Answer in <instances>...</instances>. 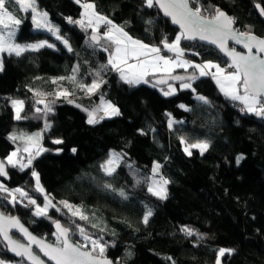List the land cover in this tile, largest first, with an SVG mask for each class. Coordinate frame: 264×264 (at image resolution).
<instances>
[{
  "label": "trees",
  "instance_id": "trees-1",
  "mask_svg": "<svg viewBox=\"0 0 264 264\" xmlns=\"http://www.w3.org/2000/svg\"><path fill=\"white\" fill-rule=\"evenodd\" d=\"M80 2L36 0L38 8L48 13L50 22L68 40L71 52L48 32L35 31L31 12L15 13L23 19L18 42L47 40L57 49L45 47L21 56L4 55V71L0 72V158L6 161L16 149H20L17 158L24 155L27 142L9 138L17 132L41 131V148L46 151L23 171L6 164L10 179L0 183L10 190L24 189L40 205L46 195L55 207L39 217L33 206L19 202L23 198L18 194L13 203L7 193L0 192L1 212L19 218L47 240L55 238L54 226L59 222L70 229L73 242L82 243L78 225L93 239L102 237V242L114 243L105 255L119 264H217L220 248L234 250L225 254L220 264H264V119L235 110L233 106H242L240 102L225 97L214 80L199 76L197 69L174 74L195 72L199 78L191 83L196 92L172 85L176 93L164 96L160 89L167 90L168 86H152L161 76H148V84L135 87L124 83L110 65L102 69L108 65L116 45L102 39L100 45L91 46L93 29L85 31L68 22L69 17L73 21L80 19L83 2L93 3L97 13L148 45L160 46L165 37L171 43L180 31L158 8H146L144 0ZM199 4L206 18L211 19V7H217L235 17L243 30L264 37V20L256 7L259 4L264 8V0H199ZM148 19L154 23L147 24ZM97 35L104 34L98 31ZM180 46L187 58L198 63L214 62L220 67L230 64L217 50L205 45L182 39ZM104 47L109 52L103 51ZM77 65L75 83L58 79L72 76ZM97 71L100 77L95 75ZM99 79L103 83L92 94L79 87ZM64 89L70 95H57ZM197 95L206 97L211 104L204 105L195 98ZM11 100L24 101L21 121L15 120ZM40 100L47 101L41 104ZM102 101L113 103L121 114L89 125L88 113L83 109L92 111ZM45 104L52 112L45 114ZM182 104L191 111L181 108ZM37 108L41 111L37 112ZM168 113L178 122L172 128L168 126ZM46 123L51 126L46 128ZM181 137L188 143L208 140L211 146L203 155L193 150L189 156ZM56 140L63 143L56 144ZM112 151L125 157L109 177L100 165ZM241 154L246 158L237 166L235 158ZM155 163L162 165L161 175L170 181L167 199H159L147 190ZM33 171L39 175L44 194L37 189ZM106 183L117 190L124 189L129 199L106 190ZM62 202L80 209L88 219L73 216ZM149 208L153 215L145 224L143 216ZM184 227L199 235L187 236L181 230ZM129 251L132 257L127 255ZM0 259L5 264H18L1 238Z\"/></svg>",
  "mask_w": 264,
  "mask_h": 264
},
{
  "label": "snow or ice",
  "instance_id": "snow-or-ice-1",
  "mask_svg": "<svg viewBox=\"0 0 264 264\" xmlns=\"http://www.w3.org/2000/svg\"><path fill=\"white\" fill-rule=\"evenodd\" d=\"M80 3V0H76ZM12 4L18 5L19 10L27 13L31 12V19L36 29L47 31L52 33L57 40H60L69 52L72 51V47L68 40L63 38L59 32V28L53 25L46 11H41L38 9L36 0H0V72L4 71L3 54L21 56L27 51H39L42 48L55 47L53 44L49 43L47 40L39 41L37 43L30 44H19L15 42L16 32L19 25L22 24L23 19L10 11V6ZM190 5H197L192 7ZM144 6L146 8H159L163 10V14L166 17L171 18V22L178 25L180 32L174 37L171 43L168 42L167 38L161 40L160 46H150L143 43L140 40L133 39L122 26H118L113 23L112 20L108 19L106 16H102L95 12L94 4H84L85 9L84 18L80 20L73 21L70 17L67 18L69 23H74L79 25L83 30L87 31L88 28H93V34L89 37L91 41V46L99 45L102 39L111 41L116 45L115 53L110 54L108 58V65L102 66L107 68L109 65L120 73L121 80L130 86H137L140 84H148V76L154 75L158 71L171 72L174 67L193 68L199 70V76L211 75L216 83L220 86V91L232 101H239L242 107L240 111L246 114H254L257 117L264 118V38H259L249 32H240L235 29L233 25L236 23V18L229 16L226 12L220 10L217 7H211V19L206 18L202 15L203 6L199 4V0H144ZM259 9L260 14L264 16V8H261L259 4L256 5ZM89 9L92 12L89 13ZM87 20V23H85ZM104 24L107 26V31L103 36L97 35L99 30V25ZM147 24H153L152 19L146 20ZM250 28V26H249ZM200 40L207 41L210 44L216 45L221 52L226 56L231 58V63L228 67L235 69L231 73L225 74L226 70L220 68L218 64H213L211 62L204 64H194L188 60L182 59L184 56V49L180 47L181 40ZM229 39L235 41L236 44H241L245 52H237L235 48H228L227 42ZM161 47L168 52L175 53L174 57H166L161 54ZM255 49V51H254ZM103 51L109 52L108 47H104ZM198 55V53H197ZM129 60H134L135 63H128ZM123 65V66H122ZM215 68V73H210L208 69ZM79 70V65L73 69V75L70 77H60L58 79H68L73 83L76 82V73ZM97 77H100V72L95 73ZM199 77L195 72L190 76H179V75H168L167 78H162L156 81L152 86L157 87L160 84L167 85V90L161 88L160 91L164 96H172L176 93V88L168 83L169 80H179L181 81L180 87L182 89H190L192 92H196V89L192 87V81L198 79ZM53 83H56L54 80ZM103 83L102 79L94 80L90 85L79 84L81 90L85 91L87 94L94 93ZM60 96H68L70 93L64 89L57 93ZM197 100L203 102L204 105H210L211 102L204 96L197 95L195 97ZM73 101H69L72 103ZM38 103L43 104L44 101L40 100ZM12 106L16 109V119H21L20 113L23 111L24 101L22 100H11ZM80 107V105H77ZM185 111H191L185 105H180ZM46 113L52 112V108L45 104ZM88 113L87 123L89 125H96L103 121L105 118L120 115V110L116 106L112 105L111 102L102 101L96 109L89 111L87 108L83 109ZM37 112L41 109L37 108ZM169 116L168 126L173 127L174 123H178ZM50 124H45V127H50ZM141 134H145L143 129L139 130ZM155 131V129H152ZM11 140L15 141L18 137L15 135L9 137ZM29 140L32 138L29 137ZM181 143L185 145L184 151L187 155L191 156V149H198L199 154L203 155L211 146L208 140H199L195 143H188L181 137ZM56 144L63 143L62 140L54 141ZM24 152L28 153L26 162L22 158L18 157L20 149L12 152L5 160H0V176H7L6 164L12 167H18L21 171L26 168L31 167L33 160L38 157L41 152L46 151L43 148H36L33 152L31 146L25 147ZM60 151V150H58ZM73 153L76 149H71ZM125 154L112 151L109 154V158L100 165L101 170L106 176H113L116 172L117 167H119V162L123 160ZM246 157L241 154L235 158L237 166L240 165ZM127 167L133 170L132 164H128ZM162 167L159 163H156L152 169L153 177L159 174V170ZM32 175L36 177L37 189L41 193L44 192L43 188L39 185V175L35 171ZM137 183L140 181L137 180ZM170 183L169 180L160 177V180H152V183L148 186V191L153 195L157 196L159 199H167V188L166 186ZM106 190L116 192L117 195L123 200H128L129 196L124 191V189H115L111 183H106L104 185ZM0 192L7 193L12 199L13 203L17 202V193L23 199H27L29 205H35L37 216H46L48 204L42 208L36 204V201L29 197L28 193L21 188H16L10 190L3 183H0ZM21 199L19 202H23ZM45 199L48 197L45 195ZM64 206L72 212L73 216H79L80 219L87 220L88 217L83 215V213L78 208H74L67 202ZM55 207L54 205H52ZM153 215L152 209H147L143 216V223L147 224L149 218ZM74 223V222H73ZM7 224L11 227H15L27 237L30 244L25 245L17 240H14L9 235V228L5 226V218L0 214V235L3 236V240L6 242L5 247L9 251L15 254L17 257H21L22 260L18 264H23V259L31 261L32 264H45L35 252L33 251L31 244L37 245L43 252L44 256L48 257L49 260L55 261V264H113L111 260H108L105 252L109 246L114 247V243L109 245L107 242H102V237L93 239L86 230L77 225V230L79 234L83 237L84 243L73 242L70 238V229L67 227H62L59 222L56 223L57 228V243L56 245L47 244L42 239H38L28 232L23 225L20 224L19 220L14 217L7 218ZM95 226V225H94ZM187 236L199 235L193 229L184 227L181 229ZM202 238V237H201ZM90 250L84 251L83 249ZM233 249L220 248L218 251V257H223L225 253L231 254ZM129 257H132L133 253L129 251L127 253ZM171 260V258H169ZM0 264H5V261L0 259ZM119 264V261L117 262ZM172 264H175L172 261ZM217 264H220L219 258L217 259Z\"/></svg>",
  "mask_w": 264,
  "mask_h": 264
},
{
  "label": "water",
  "instance_id": "water-1",
  "mask_svg": "<svg viewBox=\"0 0 264 264\" xmlns=\"http://www.w3.org/2000/svg\"><path fill=\"white\" fill-rule=\"evenodd\" d=\"M190 6H192V5H190ZM260 7H261V6H260ZM157 8H158V7H157ZM261 8H262V7H261ZM158 9H159V8H158ZM159 10H160V12L162 13V15L164 16V14H163V10H162V9H159ZM257 11H258L259 15L264 19V16H262V15L260 14V11H259L258 8H257ZM164 17H165L167 20H169V21L171 22V18H170V17H166V16H164ZM171 24H172L173 26H175V27L180 31V28H179L178 25H175V24H173L172 22H171ZM233 27L235 28V24L233 25ZM235 29H236V28H235ZM255 36H256V35H255ZM257 37H258V36H257ZM259 38H260V37H259ZM188 41L191 42V43H198V44H201V45H205V46H207V47H210V48H213V49L217 50L220 54H222V55L227 59V61H228L229 63H231V58L228 57V56H226L223 52H221V51L219 50V48H218L216 45L210 44V43H208L207 41L200 40L199 38H197L196 40H188ZM100 43H101V41H100ZM100 43H99V45H100ZM231 46H233V48H235L237 52H245V53H246V51H247L246 49L243 48V46H242L241 44H236L235 41H233L232 39H229L228 42H227V47L231 49ZM254 51H255V49H254ZM262 55H264V54H262ZM190 75H191V74H182V75H179V76H185V77H187V76H190ZM173 76H175V75H173ZM167 77H168V76H161V77L157 78L155 81H153V84L156 83L157 80L162 79V78H167ZM168 83L171 84V85H180V84H181V81H179V80H169ZM166 86H167V85L160 84V85H158L157 87H166ZM259 118L264 119V118H262V117H259ZM0 160H2V159L0 158ZM6 170H7V173H8L7 165H6ZM9 179H10V177H9V173H8L7 176H0V180L3 181V182H6V183H7V182L9 181ZM0 214H2L3 217L5 218V226L9 228V235H10L14 240H17V241H19L20 243H23V244H25V245L30 244V242L28 241L27 237H24L23 234L20 233L19 230H18L17 228H15V227H11L10 225L7 224V218H9L10 216L5 215L4 213L1 212V210H0ZM14 218H17V217H14ZM17 219L19 220L20 224L23 225V227L26 228V229L28 230V232L31 233L33 236L37 237L38 239H42V240H43L45 243H47V244L56 245V243L52 242L51 240L44 239V238L40 237L39 235L35 234L34 232L31 231V229H30L27 225H25V224L22 222V220H20L19 218H17ZM60 225H61V224H60ZM61 226H62V225H61ZM62 227H63V226H62ZM54 230H55V235L57 236V228H56V224H55V226H54ZM14 235H16L19 239L16 238ZM69 235H70V233H69ZM0 238H1V240H2V242H3V244H4V246H5V243H6V242L3 240V236L0 235ZM31 247H32L33 251L35 252V254H37L42 260L45 261V264H55V261L49 260L48 257L44 256L43 252L40 250V248H39L37 245H35V244H31ZM6 249H7L8 253H9V255H10L12 258H14L16 261L20 262V261L22 260L21 257H17V256H15V254L12 253L11 251H9L8 248H6ZM83 250H84V251H88L87 249H83ZM107 259H108V260H111V261L113 262V264H117V263H116L115 261H113L112 259H110V258H108V257H107ZM23 262H24L25 264H32V262L29 261V260H27L26 258L23 259Z\"/></svg>",
  "mask_w": 264,
  "mask_h": 264
},
{
  "label": "rangeland",
  "instance_id": "rangeland-1",
  "mask_svg": "<svg viewBox=\"0 0 264 264\" xmlns=\"http://www.w3.org/2000/svg\"><path fill=\"white\" fill-rule=\"evenodd\" d=\"M81 3V2H80ZM86 3H88V4H93V3H91V2H83L82 3V6L84 5V4H86ZM39 9V8H38ZM17 10H19V6L18 5H15V4H12L11 6H10V11H13L14 12V14L16 13V11ZM40 10V9H39ZM21 11V10H20ZM89 11V10H88ZM21 12H23V11H21ZM23 13H25V12H23ZM84 13H85V9H84V7H83V10H82V16L84 17ZM89 13H91V11H89ZM81 19V18H80ZM79 19V20H80ZM20 26L21 25H19V27H18V30H17V32H16V36H15V42L16 43H19V44H30V43H20V42H18L17 41V36H18V34H19V31H20ZM0 30H2V28H0ZM34 30L35 31H43V30H38V29H36V27H35V25H34ZM44 32H47V31H44ZM44 41V40H43ZM49 42V41H48ZM35 43V42H34ZM49 43H51V44H53L55 47H53V48H51V49H57V46H56V44L55 43H52V42H49ZM5 54H7V53H4L3 54V59H4V55ZM206 63H208V62H206ZM212 63V62H211ZM204 64V63H203ZM213 64H217V63H213ZM220 68H222V67H220ZM223 69V68H222ZM208 71L210 72V73H213V71H215L216 72V69L214 68L213 69V71H212V69H208ZM204 77H210V75H207V76H204ZM215 82V84L216 85H218L217 83H216V80L214 81ZM219 86V85H218ZM220 87V86H219ZM47 100H44V102H46ZM112 105H114L113 103H111ZM115 106V105H114ZM14 108V107H13ZM23 109H24V106H23ZM23 112V111H22ZM22 112L20 113V115H21V119H19V120H17L16 118H15V120L16 121H21L22 120ZM14 116L16 117V109L14 108ZM112 117H116V116H112ZM112 117H108V118H105V119H109V118H112ZM13 135H15L16 137H18L17 139H21V140H24V141H26L27 142V146L26 147H28V146H31V149H32V151L34 152L35 150H36V148H41V135H42V132L41 131H35V132H32V133H22V132H17V133H13V134H11L10 135V137L11 136H13ZM29 137H31L32 139L31 140H29L28 138ZM184 147H185V145H184ZM193 150H198V149H191V151H193ZM186 153V152H185ZM187 154V153H186ZM27 157H28V153H26V152H24V155L22 156V159H24V161L26 162V160H27ZM17 157H14V159H16ZM156 164V163H155ZM154 164V165H155ZM154 167V166H153ZM162 175H161V171L159 170V174H157L155 177H153V172H152V174H151V177H150V184L152 183V180L153 179H155V180H157V181H159L160 180V177H161ZM163 177V176H162ZM164 178V177H163ZM39 185H40V183H39ZM41 186V185H40ZM166 188H168V185L166 186ZM22 189V188H21ZM24 190V189H23ZM25 191V190H24ZM40 192V191H39ZM18 195H19V193H17ZM42 194H44V192L42 193ZM167 196H168V190H167ZM32 199H34L35 201H36V198H34V197H31ZM36 204H37V202H36ZM45 204H48L49 206H48V208H47V213H49V211L51 210V208H52V203H51V201L49 200V199H45V197H44V202H43V204L42 205H40V204H37V205H39L40 207H44L45 206ZM34 207V213H35V211H36V207H35V205H31V207ZM39 217H41V216H39ZM52 242H54V243H57V236L55 235V238H53L52 240H51ZM84 242H82L81 244H83ZM88 250V249H87ZM225 254H227V252L225 253ZM219 258V262L221 263L222 262V258L223 257H218Z\"/></svg>",
  "mask_w": 264,
  "mask_h": 264
},
{
  "label": "crops",
  "instance_id": "crops-1",
  "mask_svg": "<svg viewBox=\"0 0 264 264\" xmlns=\"http://www.w3.org/2000/svg\"><path fill=\"white\" fill-rule=\"evenodd\" d=\"M95 10V9H94ZM89 11H91L92 12V9H89ZM95 12H96V10H95ZM97 13V12H96ZM81 19L82 18H84L82 15H81V17H80ZM85 23H87V20H85ZM115 24V23H114ZM102 25V23L99 25V27ZM117 25V24H116ZM118 26H121V25H118ZM93 29V28H92ZM49 33V32H48ZM52 37H53V39L54 40H56V41H58V42H60L63 46H64V44L60 41V40H57L56 39V37L52 34V33H49ZM134 39V38H133ZM137 40V39H136ZM37 42H39V41H37ZM37 42H35V43H37ZM150 46H157V45H150ZM65 47V46H64ZM181 47V46H180ZM66 48V47H65ZM116 48V47H115ZM67 49V48H66ZM115 53V50H114V52H113V54ZM161 54L162 55H165L166 57H169V58H171V57H174L175 56V53H172V52H168L167 50H165V49H163L162 47H161ZM182 59H184V60H188V61H190V62H192V63H194V64H203V63H198V62H196L195 60H193V59H190V58H187L186 56H185V54H184V56L182 57ZM128 63H135V61L134 60H129L128 61ZM212 63H214V62H212ZM123 66V65H122ZM223 68V67H222ZM190 68H188L187 70H185L184 68H179V67H174V68H172L171 69V72L169 73V72H165V71H158V72H156L154 75H150V76H168L169 74L170 75H174L175 74V72H177V71H180V70H183V71H188ZM213 69L214 68H212V71H213ZM115 70V69H114ZM116 71V70H115ZM199 71V70H198ZM117 72V71H116ZM119 73V72H118ZM213 73H215V71H213ZM120 74V73H119ZM210 78L211 79H213L212 78V76L210 75ZM214 81H215V79H213ZM217 87H218V89L220 90V87L218 86V85H216ZM221 92V91H220ZM222 93V92H221ZM223 94V93H222ZM224 95V94H223ZM225 96V95H224ZM239 102V101H238ZM176 123H174L173 125H175Z\"/></svg>",
  "mask_w": 264,
  "mask_h": 264
},
{
  "label": "built area",
  "instance_id": "built-area-1",
  "mask_svg": "<svg viewBox=\"0 0 264 264\" xmlns=\"http://www.w3.org/2000/svg\"><path fill=\"white\" fill-rule=\"evenodd\" d=\"M98 31L104 34V33L107 31V26L104 25V24H102V25L99 27V30H98ZM223 69L226 70L225 74H227V73H231V72L235 71V69L228 67V65H227L226 67H223ZM233 107H234L235 110H237V111H239L240 113H242V112L240 111V107H242V106H239V105H236V104H235ZM8 189H9V188H8ZM21 204L25 206V205L28 204V202L25 201V200H23V202H22ZM27 207H31V206L29 205V206H27Z\"/></svg>",
  "mask_w": 264,
  "mask_h": 264
},
{
  "label": "flooded vegetation",
  "instance_id": "flooded-vegetation-1",
  "mask_svg": "<svg viewBox=\"0 0 264 264\" xmlns=\"http://www.w3.org/2000/svg\"><path fill=\"white\" fill-rule=\"evenodd\" d=\"M235 28L238 29L240 32H249V30H243L242 28H240L236 23H235ZM251 33L254 34L253 32H251ZM254 35H256V34H254ZM262 35H264V30H263ZM262 38H264V37H262Z\"/></svg>",
  "mask_w": 264,
  "mask_h": 264
}]
</instances>
